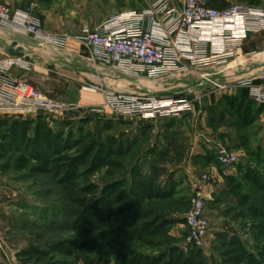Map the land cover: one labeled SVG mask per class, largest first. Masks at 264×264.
<instances>
[{"label": "rangeland", "instance_id": "rangeland-1", "mask_svg": "<svg viewBox=\"0 0 264 264\" xmlns=\"http://www.w3.org/2000/svg\"><path fill=\"white\" fill-rule=\"evenodd\" d=\"M199 1L206 5L209 0ZM224 1L230 7H249L264 12V0ZM54 3L57 16L63 17L65 25L74 30L79 29L78 24L82 21L87 23L92 18H99L101 13L112 14L140 7L139 0H54ZM85 28L89 27L85 25L74 31L78 34L76 38L84 36ZM251 54L249 58L240 54L236 61L232 59L223 68L209 69L215 73L224 71L225 75L234 73L233 70L241 65L244 71L224 80L226 87L239 90L237 82L247 78L246 68L251 69L249 73L253 76L264 74V50ZM197 73L200 72L159 81L141 79L143 92L150 96L176 99L188 96L187 99L192 100L191 112L179 119L147 121L139 117H119L110 112L104 119L66 120L60 116H46L55 132L64 131L88 147L95 144L117 153L112 159L114 166L83 177L73 190L58 184L51 175L20 172L14 161L0 160V264H21L17 255L30 244L43 248L61 242L79 247L87 240L108 244L116 239L113 234L124 222H131L135 229L159 220L177 222L169 226L166 233L157 236L142 234L138 241L121 240L123 246L119 250L128 259L159 257L172 246L187 251L192 246L187 244L185 217L194 197L193 181L203 175L214 176V171H218L223 180L216 184L211 196L204 194L210 219V234L203 251L206 263L225 264L224 255L240 242L264 264V189L248 183L239 170L240 167L252 168L264 184V109L253 125L244 127L222 98L216 101L214 95L211 96V106L203 108L202 94L218 90L211 85L199 86L201 79L198 81L200 74ZM112 83L114 90L130 92L122 87L128 86V82L123 85ZM245 92L242 96H246ZM254 110L257 111L258 106ZM217 144L240 157V163L234 169L236 175L232 176L241 184L240 189L225 180L228 172L222 170L215 159L209 158L210 154L215 156ZM81 148L65 156L76 157ZM117 179L125 181L132 196L139 194L142 186L148 183L169 191L171 198L146 203L142 219L137 223L129 221V211H125L109 222L95 226L91 237L82 238L77 226L85 220L100 195L88 194L86 190L89 186H98L102 190ZM125 206L118 207L116 212L124 210ZM126 261L82 248L77 249L69 260L71 264H126Z\"/></svg>", "mask_w": 264, "mask_h": 264}, {"label": "built area", "instance_id": "built-area-1", "mask_svg": "<svg viewBox=\"0 0 264 264\" xmlns=\"http://www.w3.org/2000/svg\"><path fill=\"white\" fill-rule=\"evenodd\" d=\"M165 2V0H161ZM33 8L13 15L9 7L0 4V25L32 36L40 43L64 47L69 36L48 34L40 20L32 15ZM154 13V12H153ZM152 12L122 13L112 16L95 30L83 29L84 36L76 38L90 55V61L105 70L120 76L139 79L163 80L167 77L187 76L192 72L212 67L223 68L241 54L243 42L249 34L264 33V12L249 7H229L225 10L210 8L199 0H183L179 16L163 27L164 31L147 32L144 21ZM201 32L193 49L188 48L191 32ZM176 34L174 42L168 36ZM207 43L214 47L207 56ZM252 54L245 57L249 58ZM14 67L28 70V63L21 58H0V114L19 113L27 116L65 117L80 109L79 105L58 102L45 96L25 78H14L9 72ZM242 68L241 65L238 66ZM224 71L203 76L199 86L211 85L218 91L225 90ZM237 86L249 89V98L257 105H264V74L241 79ZM100 92L103 103L92 106V112L101 115L111 113L119 117H139L147 121L166 118L179 119L192 110L186 98H157L143 91L123 92L97 86L90 89ZM215 157L220 168L228 173L240 163V157L227 148L216 145ZM214 180L213 175H203L193 181L194 197L191 210L185 217L188 228L187 244L202 251L210 234V219L207 215L205 190Z\"/></svg>", "mask_w": 264, "mask_h": 264}, {"label": "trees", "instance_id": "trees-1", "mask_svg": "<svg viewBox=\"0 0 264 264\" xmlns=\"http://www.w3.org/2000/svg\"><path fill=\"white\" fill-rule=\"evenodd\" d=\"M206 6L216 10H225L230 7L224 0H209ZM222 102L229 107L244 127L253 125L264 109V105H257L247 95L223 96ZM257 106L258 110L255 111L254 107ZM48 120L44 115L31 120L0 119V160L14 161L16 170L20 172L30 171L32 175H51L56 178L58 184L70 190L77 188L78 181L83 177L94 175L99 170L115 165L112 159L117 155L116 152L95 144L88 147L82 140L74 138L72 134L64 131L55 132L47 122ZM77 148L81 149L76 157L65 156L66 153L73 152ZM209 158L216 160L212 154ZM203 160L209 161L207 158ZM239 170L248 183L260 190L264 189L261 177L252 168L240 167ZM224 179L233 183L235 189L242 187L232 176H225ZM86 192L100 195L85 220L77 226L84 239L91 237L95 226L109 222L118 214L129 211V221L137 223L142 219L141 215L146 203L169 201L171 198L169 191L154 188L148 183L142 186L139 194L132 196L123 179L106 184L102 190L98 186H89ZM120 206H125L124 210L116 212ZM254 214L258 215V213ZM175 223L177 222L159 220L142 229H135L131 222H124L113 234L116 239L108 244L101 245L93 240H87L79 247L68 242L44 248L30 244L18 253L17 259L21 264H71L69 260L74 257L77 249L82 248L98 254L125 259V261L127 259L126 264H207L203 251L195 247H189L185 251L172 246L161 256L146 260L128 259L126 254L120 252L119 248L123 246L120 244L121 240L138 241L142 238V234L157 236L166 233V229ZM233 247H235L234 250L224 255L225 264H261L240 242L234 244ZM105 249H107L106 252H104Z\"/></svg>", "mask_w": 264, "mask_h": 264}, {"label": "crops", "instance_id": "crops-1", "mask_svg": "<svg viewBox=\"0 0 264 264\" xmlns=\"http://www.w3.org/2000/svg\"><path fill=\"white\" fill-rule=\"evenodd\" d=\"M139 2L140 7H132L126 9V11L114 12L112 14L104 12V14H100L99 18H92L88 20L87 23L86 21H82V24H78L79 29L87 25L91 30H95L112 16L129 13L131 11L132 13L154 12L153 15L145 19L144 30L147 32L164 31L163 27L179 16L183 4V0H165V2H161V0H139ZM0 4L9 7L13 15L22 14L33 8L32 15L40 20L42 27L48 34L55 35L56 37L69 36V40L64 47L49 46L38 42L32 36L17 32L9 26L0 25V58L3 59L4 56H7L3 53L2 47L4 45L9 46L17 42L18 46L24 49L26 55L30 59V61L27 62L28 70L14 67L10 70L9 75L14 78H25V80H28L32 85L38 88L42 94L58 102L79 105L80 109L69 112L65 116L66 120H81L87 119L88 117L104 119V115L90 110L92 106H98L103 103L102 94L90 90L98 85L113 89L115 86L113 87L112 82L119 85L128 82V86L122 87L130 90V92H135L136 90L144 91L141 79L147 77H141L139 79L123 77L95 65L89 60L90 55L81 48L76 39L78 34H74V31H78L79 29L74 30L72 27H67L63 17L59 18L57 16L54 0H0ZM200 36L201 32L199 31L191 32L190 42H188L187 45L189 49L195 48ZM175 38L176 34L174 33L168 36V40L171 42H174ZM213 49V45L207 43V56L212 55ZM260 50H264V33L260 35L249 34L243 42L241 55L246 56ZM241 70H243V68L233 70L234 73H232V75H237L242 72ZM246 70V72H248V75H246L247 78L254 75L249 73L251 69L249 70L246 68ZM194 72H200L197 73L200 74L198 81H200L203 76L215 74V72H212L209 68H203V70L198 69ZM229 75L231 74H225L226 77ZM194 85L196 88L198 87L196 86L197 83ZM237 87H239V90L234 91L233 88L227 87L222 91H210L202 94V107L206 108L211 106V96L213 95L216 101H219L223 96L241 97L244 91H246L245 95L248 97L250 96L249 89L240 86ZM39 115L45 114L41 113ZM36 117L37 116H27L13 112H9V114H0V119L16 121L31 120ZM212 173L214 174V183L210 184L205 190V194H209L210 196L215 192L216 184L220 180H223L218 171ZM235 175L234 172L228 173V176Z\"/></svg>", "mask_w": 264, "mask_h": 264}, {"label": "water", "instance_id": "water-1", "mask_svg": "<svg viewBox=\"0 0 264 264\" xmlns=\"http://www.w3.org/2000/svg\"><path fill=\"white\" fill-rule=\"evenodd\" d=\"M2 49H3V53L9 57L21 58L24 59L26 62L30 61L24 49L22 47H19L17 42H14L9 46L4 45Z\"/></svg>", "mask_w": 264, "mask_h": 264}, {"label": "bare ground", "instance_id": "bare-ground-1", "mask_svg": "<svg viewBox=\"0 0 264 264\" xmlns=\"http://www.w3.org/2000/svg\"><path fill=\"white\" fill-rule=\"evenodd\" d=\"M147 85H148V86H152V84H151V83H150V84H149V83H147Z\"/></svg>", "mask_w": 264, "mask_h": 264}]
</instances>
